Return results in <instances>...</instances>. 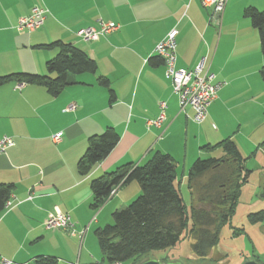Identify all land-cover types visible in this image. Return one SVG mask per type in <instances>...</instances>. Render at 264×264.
I'll use <instances>...</instances> for the list:
<instances>
[{
  "label": "crops",
  "instance_id": "obj_1",
  "mask_svg": "<svg viewBox=\"0 0 264 264\" xmlns=\"http://www.w3.org/2000/svg\"><path fill=\"white\" fill-rule=\"evenodd\" d=\"M33 7L48 11L43 26L19 34L18 19ZM249 7L264 12V0H228L220 18H212L200 0H0V76L46 74L45 63L57 49L34 47L56 41L76 46L97 64L95 74L75 76L74 84L56 97L40 86H0V136L14 141L0 154V184H11L13 197L0 213V258L9 264H31L38 256L55 257L59 264L100 261L94 231L140 195V188L119 186L96 211L90 207L89 184L120 166H140L155 153L166 154L174 159L181 183L180 167L187 182L196 159L220 151L202 150L206 145L231 139L247 160L255 147L261 153L264 133L255 135L254 130L264 123L259 75L264 54L258 32L243 15ZM100 22L119 28L97 41L77 37L78 30L97 29ZM172 29L177 31V68L193 70L203 61L217 81L227 83L200 125L192 122L189 108L180 112L164 66L149 62L156 57V44ZM99 77L108 80L114 103ZM161 101L167 104L165 120L161 128L148 129L146 121L157 118ZM70 106L75 108L65 111ZM109 127L119 136L117 145L81 176L77 163L88 138ZM58 133L55 143L51 137ZM57 212L68 215L81 235L46 230L43 223Z\"/></svg>",
  "mask_w": 264,
  "mask_h": 264
},
{
  "label": "trees",
  "instance_id": "obj_2",
  "mask_svg": "<svg viewBox=\"0 0 264 264\" xmlns=\"http://www.w3.org/2000/svg\"><path fill=\"white\" fill-rule=\"evenodd\" d=\"M244 17L258 32L260 50L264 54V12L249 7ZM36 49H57L56 56L45 63L46 74L13 73L0 76V86L15 83L40 86L52 97L65 87L74 84V77L95 74L96 62L76 46L61 41L35 46ZM152 66L162 64L157 57L150 58ZM264 84V67L259 71ZM98 84L109 94V102L115 95L104 77ZM119 141L116 131L109 127L101 134L90 136L87 147L77 163L81 176L104 160ZM219 149L221 158H198L187 174V189L193 197V205L187 211L181 196L176 163L166 154L155 153L140 166L126 164L92 180L90 207L99 210L109 199L111 191L119 186L137 182L140 196L131 204L112 213V225L97 228L94 235L102 256L101 262H127L139 264L144 255L154 251L176 248L182 238L190 239L191 255L206 259L219 242L220 227L232 215L240 188L248 182L251 171L246 170L247 159L239 153L235 143L226 139L216 145H206L202 150ZM12 191L11 184H0V213L5 210ZM264 196V187L263 193ZM252 223L264 219V211L249 216ZM145 258V257H144ZM256 262H260L254 259ZM167 262L165 258L161 260ZM31 264H59L52 256H38Z\"/></svg>",
  "mask_w": 264,
  "mask_h": 264
},
{
  "label": "built area",
  "instance_id": "obj_3",
  "mask_svg": "<svg viewBox=\"0 0 264 264\" xmlns=\"http://www.w3.org/2000/svg\"><path fill=\"white\" fill-rule=\"evenodd\" d=\"M228 0H200L205 9L211 11L212 18H220ZM47 10L41 7H33L28 16L20 17L16 23L15 29L19 34L32 33L40 29L45 21ZM119 28L115 23L100 22L99 28L86 27L76 32L79 39L85 42L97 41L101 37L108 35ZM176 36L177 31L172 29L165 38L158 42L154 47V54L161 59L164 66V77L170 83L173 94L177 97L180 112L189 108L192 111L191 120L197 125L202 124L208 114V107L216 99L218 91L224 85L223 82L216 80V75L211 72L204 62H200L193 70L177 68L176 66ZM159 114L157 118L146 121V127L161 128L165 120V111L167 104L164 101L159 102ZM70 106L65 111L74 109ZM61 133L52 135L51 139L57 143L60 140ZM14 146V141L8 136H0V154L5 153L8 148ZM118 187L114 188L110 196L114 195ZM12 196L5 204V209L12 205ZM43 226L46 230H64L71 236L78 234L68 215L57 212L50 216ZM6 259L0 258V264H9ZM91 264H123L121 262L105 263L94 262Z\"/></svg>",
  "mask_w": 264,
  "mask_h": 264
},
{
  "label": "rangeland",
  "instance_id": "obj_4",
  "mask_svg": "<svg viewBox=\"0 0 264 264\" xmlns=\"http://www.w3.org/2000/svg\"><path fill=\"white\" fill-rule=\"evenodd\" d=\"M223 83L222 87L227 84L224 81ZM262 125L259 128L256 127L254 130L255 135L264 133V123ZM257 140L258 138L255 141L257 142ZM261 147V153L256 154L255 150L257 147H255V150L253 149L254 152L245 163L246 170L251 171L248 182L240 188V195L233 213L220 227L219 242L206 259L199 260L191 255V241L186 238H182L173 250L154 251L144 255L141 259L149 257L152 260L161 261L165 258L167 262H176L178 264H243L247 260L257 259L264 264V219L256 223H252L249 219L250 215L264 211V196H262L264 187V142ZM223 156L224 154L221 150L214 153L215 158ZM202 158L204 159L205 157ZM244 158L247 159V157ZM180 172L181 167L178 169L181 182L180 192L186 210L189 211L193 205V197L187 189L186 179H182ZM128 185L139 187L137 182H132ZM139 196L133 197L125 206L131 204ZM112 223L113 220L111 218L110 222L106 224L112 225ZM92 239L94 247L99 250L94 235ZM123 264H132V261L130 260Z\"/></svg>",
  "mask_w": 264,
  "mask_h": 264
},
{
  "label": "water",
  "instance_id": "obj_5",
  "mask_svg": "<svg viewBox=\"0 0 264 264\" xmlns=\"http://www.w3.org/2000/svg\"><path fill=\"white\" fill-rule=\"evenodd\" d=\"M139 264H178L176 262H162V261H156L152 260L149 257L143 258ZM243 264H262L261 262H256L255 260H247Z\"/></svg>",
  "mask_w": 264,
  "mask_h": 264
}]
</instances>
